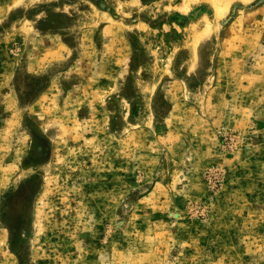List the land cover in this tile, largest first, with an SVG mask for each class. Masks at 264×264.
Returning a JSON list of instances; mask_svg holds the SVG:
<instances>
[{"label":"rangeland","instance_id":"obj_1","mask_svg":"<svg viewBox=\"0 0 264 264\" xmlns=\"http://www.w3.org/2000/svg\"><path fill=\"white\" fill-rule=\"evenodd\" d=\"M0 264H264V0H0Z\"/></svg>","mask_w":264,"mask_h":264}]
</instances>
